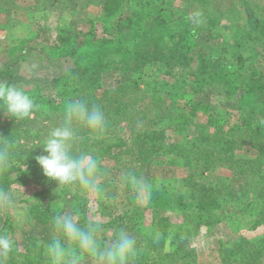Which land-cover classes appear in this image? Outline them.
I'll list each match as a JSON object with an SVG mask.
<instances>
[{
	"label": "trees",
	"instance_id": "trees-1",
	"mask_svg": "<svg viewBox=\"0 0 264 264\" xmlns=\"http://www.w3.org/2000/svg\"><path fill=\"white\" fill-rule=\"evenodd\" d=\"M98 5L100 13L96 17L91 16L73 26H58L53 38L46 29H38L35 39L16 40L20 50L12 57L7 55L14 49H7L8 44L0 43V81L11 85L14 67L33 51H46L49 60L68 58L74 61L63 74L54 78L55 92L51 96L42 87L16 86L24 89L35 107L33 116L23 120L8 117L2 121L0 117V154L4 157L0 160V193H6L13 184L33 185L35 191L27 198L28 213L32 219L52 226L60 204L68 203L71 214L65 216H71L81 228L93 224L96 233L108 229L103 230L98 241L101 249L114 247L120 234H126L134 241V251L127 264H179L177 261L189 264L186 262L195 255L188 246V234L234 215H254L248 221L252 229L264 225V183L253 181L251 177L264 168V163H259L257 158L234 155L235 150L245 144L256 148L259 157H264V141L259 143V137L264 135V69L256 64V47L253 46L254 54L244 55L234 44H224L222 34L215 27L207 25L208 29L204 28L201 22L204 16L198 14L196 20L189 12L178 16L166 0H100ZM247 10V26L236 28L234 35L253 44H258L259 40L264 42V20ZM98 22L105 23V31H98ZM207 30L217 39V46L204 54L198 51L197 41ZM236 44L240 45V41ZM117 54L124 57L120 63L129 64L134 74L129 81L120 79L116 86L105 89V80L111 78L105 73L112 70L114 62L110 57ZM153 63L166 68L173 80H165L161 85L138 76L143 67ZM224 86L257 95L249 103L250 108L242 111L239 120L229 124L220 116V111L211 110V100L227 93ZM158 87L178 93L183 106L174 109L164 101L159 104ZM98 90L102 91L99 95ZM206 93L213 99L205 101ZM74 101H84L89 108L97 107L104 116L103 130L99 132L79 121L78 125H73L77 129L70 155L97 162V171L89 187L78 181L58 185L42 174L36 160L38 156L47 155L42 143L51 130L63 126L65 106ZM141 102L146 105L143 112L139 106ZM150 105L157 108L155 117L148 115L151 109L146 111ZM200 114L204 117L201 120ZM137 123L143 135L135 140V146L138 144L141 150L134 158L142 161V167L135 176L141 175L145 164H153L155 158H161L172 149L177 150L176 154L187 168L185 177H176L174 182L181 190L184 188L193 204L177 207L174 211L177 221L172 220L171 213L165 214V210L149 203L126 209L116 208L114 204L108 209L109 204L104 205V197L111 198L116 192L114 171H121L116 169V164L120 166L121 154L128 151L121 149L124 145L121 132L126 126L134 130L136 126L133 125ZM173 123L190 136L189 145L166 142V126ZM227 124L229 128L225 129ZM188 127L193 130L191 134L186 132ZM125 147L128 146L125 144ZM106 158L115 159L113 169L104 164ZM218 168L227 172H220L215 181L206 182L204 173ZM95 188L102 190L98 204L104 208L103 213L110 214L111 220L98 221L90 214L86 194ZM145 188H149L147 184ZM148 210L152 219H157L156 232L151 235L135 231L142 211ZM13 234V225L7 219L0 227V235L12 242V248L7 253L0 249V264L44 263L42 245L33 241L26 248L21 247ZM176 252L181 253V257L175 262V257L171 256ZM263 255L264 235L221 241L219 247V257L225 264L239 260L246 264H264ZM88 259L91 257L85 256L83 260Z\"/></svg>",
	"mask_w": 264,
	"mask_h": 264
},
{
	"label": "rangeland",
	"instance_id": "rangeland-1",
	"mask_svg": "<svg viewBox=\"0 0 264 264\" xmlns=\"http://www.w3.org/2000/svg\"><path fill=\"white\" fill-rule=\"evenodd\" d=\"M99 1L100 0H0V43L4 46L8 44L7 49H14L13 53L7 55L8 58L12 57V55L14 56V54L18 53L20 50V44L16 43V40L20 41L24 39L31 41L35 39V33L38 29H46L51 38H53L58 26H73L87 21L91 16L96 17L100 13ZM166 1L178 16L184 15L186 12H189L194 20H196L198 14L204 16V19H201L204 28L208 29L207 25L215 27V30L220 31L222 34V38L225 40L224 44H234L244 55H248L249 53L252 54L254 49L253 46H255L258 50V54L256 53L255 55L257 59L256 64L258 67L264 69V42L259 40L258 44H253L251 41L245 40L246 38L244 37L241 39L234 35L236 28L243 29L247 26L245 25L246 19L249 18L247 9L253 12L252 15L254 14L261 20H264V0ZM104 25L105 23L100 24V22L96 24V28L100 33L105 31ZM2 38L8 40H1ZM237 41H240V45L236 44ZM43 46L45 48L47 47L45 43H43ZM216 46L217 39H215L212 34L210 35L208 30L202 34L197 41L198 51L204 54L208 53ZM47 54L46 51H33L27 58L21 59L19 64L14 67L13 85H21L24 89H30L32 87L37 89L42 87L46 94L50 96L54 94V78L63 74L74 61L68 58L49 60ZM122 58L124 57L120 54L110 57V60L114 62L112 70L110 69L105 73V75L111 76V78L104 82L105 89L116 86L120 79L129 81L134 74L129 64L120 63L119 60ZM139 75L143 77L144 80H153L155 83L161 85L165 80H173L171 77L172 74L170 75L167 73L166 68L156 63L143 67V69L138 72V76ZM0 82L3 83L4 81ZM164 88L165 87H158L161 92L160 98L163 99L158 98V101H160L159 104L162 103L161 101H164V103L170 105V107L172 105L174 109L183 106L184 102L179 98L178 93L174 91H165ZM224 88L227 89V93L224 94V96L213 99L211 95L206 93L207 98L205 97V101L213 99L211 100L213 102L211 110L220 111L222 113L220 116L223 119H227L229 124L230 122L233 123L239 120V117L242 116V111L250 108V106H248L249 103H252L257 95L255 93L245 92L243 89H232L226 86H224L223 89ZM97 93L99 95L102 91L98 90ZM147 104L146 102V105ZM146 105L142 102L139 104L142 112L145 111ZM154 106L150 105L146 111L151 109L148 115L155 117L157 108ZM31 116H33V113H31ZM0 117L2 121L8 118L2 111H0ZM203 118L202 114H200L199 119L201 120ZM142 122L146 128L144 120H142ZM78 123V121H75L73 125H78ZM138 124L139 123L133 125L134 127L136 126L134 130L126 126L121 132L120 136L124 144L121 149H123V151L128 149V151L121 154L120 166L118 167L116 164V169L121 170L114 171L116 179L113 181V187L116 188V192L111 198L104 197V205L109 204V206H106L108 209L113 204L116 208L121 207L119 209H126L132 205L139 206L149 203L153 207L165 210V214L171 213L172 220L177 221L176 213H174L177 207L181 205L190 206L193 204L192 198L185 194L184 188L181 190L174 182V178L176 177H185L187 168L183 165L181 156L176 154L177 150L175 149V151L172 149L170 153L165 154L161 158H155L157 160H154L153 164H145L141 175L135 176L136 171L142 167V161H140L139 158L138 160L134 158L136 152L141 150L138 144L137 147L135 146V140L137 141V139L143 135V132L137 129ZM228 124L225 126V129L229 128ZM166 127L167 143L177 142L181 143L182 146L190 144V136L182 132L180 125L173 123ZM75 129L73 128V130ZM159 129L160 128L156 129L157 134H160ZM211 129L212 131L214 130V128ZM186 132L191 134L193 130L188 127ZM149 135H151V132H149ZM262 140L264 141V135L259 137V143ZM21 143L24 142L22 141ZM125 144L128 146L127 148ZM257 151L256 148L250 145L245 146L244 144L241 146V149L235 150L234 155L240 158H257L259 163H264V157H259ZM104 164L110 167V169H113L115 167V159L106 158ZM224 171L226 170L220 168L212 172L206 171L203 177H205L206 182H212L217 179L220 172ZM256 173V176H251L252 180L258 183H264V168H261L260 171H256ZM146 184L149 187L148 189L145 188ZM33 191H35L33 185L20 186L18 184H13L6 193H0V227H2L4 222L8 219L13 225V237L17 240L16 242H18L19 246L26 248L33 241L36 244L42 245L43 256L45 258L43 264H50L47 255V246L52 243L54 239H59L63 246L68 247L69 241L51 224L31 218L28 213L27 198ZM101 192V189L96 188L88 190L86 194L88 199V210L90 214H93V219L98 221L111 220V216L108 217L110 214L103 213L102 210H104V208L102 209L100 204H98L102 194ZM69 195H72V193H69ZM60 205L61 206L58 207V216L71 214L68 203ZM253 218L254 215L249 214H245L243 217L234 215L230 217V219L208 225L207 227L188 234L187 243L192 249L195 258H191L186 263L225 264L219 257L221 241L226 242L239 238L240 236L255 238L258 235H264V225H259L254 229L249 227L250 222L248 221ZM156 223L157 219H152L150 210L142 211V218L139 219L135 231H142L146 233V235H151L156 232ZM103 230L108 231L107 228H103L96 233L98 241L101 240L102 234L104 233ZM72 246L78 247L77 245ZM173 256L176 262L181 257V253L176 252L171 257ZM262 260L264 262V255ZM177 262L179 264L183 263L181 261ZM82 264H97V262L91 258L83 260ZM170 264H172V262ZM231 264L246 263L245 261L242 262L239 260Z\"/></svg>",
	"mask_w": 264,
	"mask_h": 264
},
{
	"label": "clouds",
	"instance_id": "clouds-1",
	"mask_svg": "<svg viewBox=\"0 0 264 264\" xmlns=\"http://www.w3.org/2000/svg\"><path fill=\"white\" fill-rule=\"evenodd\" d=\"M34 107L33 99L22 89L0 82V111L7 117L23 120L31 116ZM75 121L86 124L94 132L102 131L104 126V116L99 108H89L84 101L70 102L65 106L63 126L51 130L42 143L47 155L38 156L36 160L42 174L58 182V185L78 181L89 187L97 171V162L84 156L73 158L70 155L71 142L75 138ZM3 158L0 154V160ZM54 227L69 241V246L65 247L59 239H54L47 246L50 264H82L85 256L91 257L97 264H127L129 255L134 251V241L126 234H120L114 247L101 249L96 238V226L90 224L81 228L71 216L55 217ZM11 248L12 242L0 235V249L7 253Z\"/></svg>",
	"mask_w": 264,
	"mask_h": 264
}]
</instances>
